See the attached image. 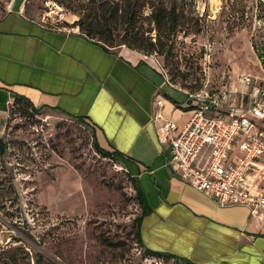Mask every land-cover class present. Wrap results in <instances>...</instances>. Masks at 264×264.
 <instances>
[{"label": "rangeland", "instance_id": "1", "mask_svg": "<svg viewBox=\"0 0 264 264\" xmlns=\"http://www.w3.org/2000/svg\"><path fill=\"white\" fill-rule=\"evenodd\" d=\"M10 2L0 0V16ZM51 3L65 13L62 26L77 33L80 18L90 21L92 15H101L89 0H27L24 12L42 18ZM144 3L134 31L121 12L117 23L107 28L114 38L108 44L112 50L142 54L183 91L194 85L206 46L212 65L208 75L215 87L231 84L238 76L261 75L250 43L255 0ZM154 8L168 15L175 11V30L168 24L158 28L147 17ZM133 33L151 39L156 51L124 45ZM229 90L222 91L228 95ZM168 92L175 99L182 97ZM0 116L6 118L0 138L7 144L5 155H0V264H185L151 256L138 245L135 220L141 208L132 178L118 160L96 152L90 126L71 117L32 115L13 103Z\"/></svg>", "mask_w": 264, "mask_h": 264}, {"label": "crops", "instance_id": "2", "mask_svg": "<svg viewBox=\"0 0 264 264\" xmlns=\"http://www.w3.org/2000/svg\"><path fill=\"white\" fill-rule=\"evenodd\" d=\"M41 19L8 9L0 16V114L20 96L55 119L82 117L99 146L120 155L137 181L147 211L140 227L144 249L191 264H264V208L252 214L197 191L180 177L169 145L157 138L163 124L155 117L157 100L164 101L165 118L180 130L190 117L182 107L185 91L174 88L142 54L107 51L81 33L46 28ZM238 77L222 87L212 85L229 88L228 103L240 109ZM248 179L256 183L253 175Z\"/></svg>", "mask_w": 264, "mask_h": 264}, {"label": "built area", "instance_id": "3", "mask_svg": "<svg viewBox=\"0 0 264 264\" xmlns=\"http://www.w3.org/2000/svg\"><path fill=\"white\" fill-rule=\"evenodd\" d=\"M258 4L264 5V0H255L254 31L264 29ZM41 21L46 28L67 30L59 26L66 16L56 3L48 6ZM206 48L201 64L203 85L196 93L185 91L187 100L182 107L190 111L186 125L179 130L174 121L166 119L162 112L164 101L157 100L155 117L163 121L156 129L157 138L169 145L172 163L193 188L221 206H243L256 214L264 208V87H260L258 78L239 76L242 108L228 103L229 94L217 90L209 78L211 51ZM251 49L264 75V54L260 55L252 43ZM251 85L256 89L245 92ZM226 105L227 110H223ZM251 175L256 178L254 184L249 182Z\"/></svg>", "mask_w": 264, "mask_h": 264}, {"label": "trees", "instance_id": "4", "mask_svg": "<svg viewBox=\"0 0 264 264\" xmlns=\"http://www.w3.org/2000/svg\"><path fill=\"white\" fill-rule=\"evenodd\" d=\"M145 0H124L123 5H120V3H115L111 0H89L91 5L96 11H100L101 15L94 16L92 15V19L84 20L82 18L78 21V26L81 30V34L84 35L89 40L99 44L102 46L105 50L110 51L112 46H109L110 44L114 43V38L108 33V27L112 26L114 23H117L120 12L125 17V22L128 23L129 29L135 30L134 24L136 22V18L138 17V13L141 11V9L144 7ZM258 7L260 9V17L264 18V5L258 4ZM147 10V8H146ZM147 16V15H146ZM152 21L156 24L158 28H161L165 25H169V27L172 30H175V28L178 25V18L175 15V11H172L169 15L166 13L165 9H151L150 16ZM251 23L253 25V18L254 15H250ZM63 23H61L60 27ZM126 43H123L124 45L128 44L133 49H139V50H146V52H155L156 48L154 47L155 44L151 41V39H148L144 35H140L138 33H133V35L125 41ZM250 43H252V46L254 48H259L260 55L264 54V29L254 31L252 30L250 34ZM109 44V45H108ZM198 76L196 77V81L194 85H191L190 88L184 89L185 91L189 93H196L200 90V88L203 85V79H204V73L202 70L201 65L198 67ZM260 87H264V75L260 78ZM15 105H22L25 107L28 111L33 113H39L41 112L39 109H36L32 104L25 99L24 97L15 96L13 106ZM71 118L76 119L78 122L87 124L82 117H75L70 116ZM90 126L89 124H87ZM92 129V127H91ZM94 133V132H93ZM93 145L96 150V152L101 155L104 158H110L114 160L120 161V155H118L116 152H109L104 149H102L99 144L97 143L96 136L93 134ZM7 149V144L2 141L0 138V155H5ZM131 176V174H130ZM132 182L134 185V189L136 192V197L138 199L139 207L141 208V214L139 217L136 218V231H135V238L137 240V243L140 247L144 248L141 239H140V227L142 220L144 216L146 215L147 211L144 208L143 198H142V192L137 184V181L134 177H132ZM149 255L154 257L159 256H169L171 258H174L180 262H183L185 264H191L190 262L186 260H182L174 255L170 254H164V253H156L149 251L147 249H144Z\"/></svg>", "mask_w": 264, "mask_h": 264}, {"label": "water", "instance_id": "5", "mask_svg": "<svg viewBox=\"0 0 264 264\" xmlns=\"http://www.w3.org/2000/svg\"><path fill=\"white\" fill-rule=\"evenodd\" d=\"M27 0H11L8 10L14 14H22L24 13V7ZM1 123L0 127L5 128L6 118L5 116H0Z\"/></svg>", "mask_w": 264, "mask_h": 264}]
</instances>
